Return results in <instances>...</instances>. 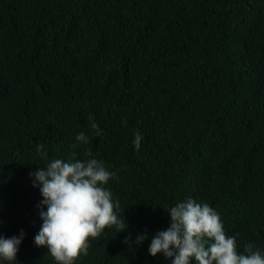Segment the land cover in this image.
Segmentation results:
<instances>
[{"label":"trees","instance_id":"trees-1","mask_svg":"<svg viewBox=\"0 0 264 264\" xmlns=\"http://www.w3.org/2000/svg\"><path fill=\"white\" fill-rule=\"evenodd\" d=\"M38 142L116 173L105 187L127 228L74 264H170L150 238L187 197L238 251L264 249V0H0V235L23 229L17 264H56L33 243Z\"/></svg>","mask_w":264,"mask_h":264},{"label":"clouds","instance_id":"clouds-1","mask_svg":"<svg viewBox=\"0 0 264 264\" xmlns=\"http://www.w3.org/2000/svg\"><path fill=\"white\" fill-rule=\"evenodd\" d=\"M91 128L96 136L103 132L94 120ZM142 139L139 131L134 133L136 150ZM76 140L86 144L89 137L79 132ZM36 150L45 164L28 173L42 197L38 205L42 224L33 239L35 246L45 247L56 264H74L79 255L87 253L90 237H97L106 227L114 226L117 232L126 230L125 218L122 221L117 215L119 201L105 187L116 175L114 171L96 158L49 159L40 142ZM167 213L169 226L150 238L151 256L160 253L170 258V264H190L192 260L196 264H264V249L253 243L245 245L243 251L237 250L236 237L225 233L220 214L208 203L187 197L170 206ZM23 238V229L19 235H0V264H17ZM146 238V232L140 233L134 243L139 245ZM124 242L129 243L127 237Z\"/></svg>","mask_w":264,"mask_h":264}]
</instances>
